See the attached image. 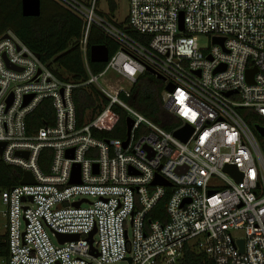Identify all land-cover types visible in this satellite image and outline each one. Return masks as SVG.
<instances>
[{"label": "built area", "instance_id": "2783aa9c", "mask_svg": "<svg viewBox=\"0 0 264 264\" xmlns=\"http://www.w3.org/2000/svg\"><path fill=\"white\" fill-rule=\"evenodd\" d=\"M56 1L84 20L86 80L61 78L14 31L0 34V159L34 179L0 189V264H180L187 247L214 264H264V137L244 117L264 126V0H129L126 26L137 36L99 15L97 0ZM92 24L120 42L97 74ZM147 67L164 76L169 128L121 97ZM110 70L129 86L100 85ZM88 84L109 103L79 125L74 89ZM45 98L53 121L29 132L27 117ZM112 105L133 119L127 145L126 136L92 134ZM188 125L185 141L176 132ZM43 148L52 150L47 170ZM77 164L80 181L71 182ZM157 175L170 185L152 184ZM168 188L167 218H152Z\"/></svg>", "mask_w": 264, "mask_h": 264}, {"label": "trees", "instance_id": "16d2710c", "mask_svg": "<svg viewBox=\"0 0 264 264\" xmlns=\"http://www.w3.org/2000/svg\"><path fill=\"white\" fill-rule=\"evenodd\" d=\"M81 1L90 4L88 0ZM98 6L99 0L96 1V10ZM108 6L109 12L106 15L111 18L117 9V4L114 0H108ZM97 12L105 15L100 10ZM83 24L84 20L81 16L56 0H41V13L36 16H25L22 13V0H0V34L7 30L14 31L57 75L74 82H81L88 78L80 47ZM117 25L132 32L126 26L127 20ZM131 34L137 36L133 32ZM94 44L106 45L111 56L119 49L120 42L98 25L92 24L88 38V61L92 71L97 74L106 64L90 60V47ZM164 88L163 79L150 71H144L137 76L131 86L130 96L122 93L121 97L149 119L165 125L163 120L167 115L162 99ZM74 100L79 125L93 120L109 103V99L95 84L75 88ZM53 115L51 101L45 98L28 115V131H35L41 125L50 124L53 121ZM126 117L127 114L121 107L112 105L110 110L91 127L92 134L98 138H124L127 129ZM244 117L256 131L254 126L259 125V116L249 113L244 114ZM165 127L169 128L167 125ZM51 153V148H43L41 151L40 164L44 170L48 169ZM22 174L20 167L7 164L0 159V189L18 184ZM169 193L170 188L167 189L166 196L151 210L152 218H167L165 204ZM180 264H214V260L202 252L187 247Z\"/></svg>", "mask_w": 264, "mask_h": 264}, {"label": "water", "instance_id": "95a60500", "mask_svg": "<svg viewBox=\"0 0 264 264\" xmlns=\"http://www.w3.org/2000/svg\"><path fill=\"white\" fill-rule=\"evenodd\" d=\"M22 13L25 16L39 15L41 13V0H22ZM182 25H183V21L181 18V26ZM215 41H220V43H223V39L216 38ZM109 56H110L109 49L104 44H94L90 47V60L92 62H103V63H105L109 60ZM147 69L150 72H155L154 69H152L151 67H147ZM255 71H256V68H252V69L248 70V79L250 81H252ZM156 76L158 78L164 79V76L159 74V73H157ZM174 88H175V86L171 82L166 85V89H169L171 91L174 90ZM31 96H29L26 99L25 103H27L29 101ZM11 101H12V96H10V98H9V103ZM133 123L134 122H133V119L131 117L126 118L127 129H126V138L124 140V145H127L128 141L130 139ZM255 127H256L257 131L259 132V134L264 137V126L256 125ZM192 131H193L192 127L188 125L185 130H179L176 132V134L179 135L183 140L186 141L188 139V137L190 136V134L192 133ZM4 144H5L4 142L0 141V152L2 151ZM69 155H71V154H69ZM226 169H227V171H230L234 174H237V173H235V166L227 165ZM241 177H242V175L238 174V178L241 179ZM79 181H80V165L77 164L74 167L71 182H79ZM20 182L22 184L23 183H34V179H33L32 174L29 171H25ZM152 184L170 185V182L168 180H166L165 178L157 175L155 177V179L152 181ZM75 204L79 205L80 202H76ZM95 232H96V229L92 230L88 235V239H89L91 244L93 242V235ZM57 236L59 237V239L62 242L79 238V234H77V233H57Z\"/></svg>", "mask_w": 264, "mask_h": 264}, {"label": "rangeland", "instance_id": "374dc122", "mask_svg": "<svg viewBox=\"0 0 264 264\" xmlns=\"http://www.w3.org/2000/svg\"><path fill=\"white\" fill-rule=\"evenodd\" d=\"M88 1L90 3L92 2V0H88ZM114 1L117 4V9L115 10V13L114 15H112L111 18H109L106 15V13L109 12L108 0H99L98 10H100L101 12H104L105 15H102L98 12L97 13L101 16H104L106 19H108L114 24H120L122 22H125V20H127L128 13H129V0H114ZM199 42L201 45H205L207 43V37L204 35H201L199 37ZM98 83L103 86L110 85L112 88H116L119 84L129 86L128 84L129 82L125 78H122L117 73L115 74L112 70L100 76L98 79ZM79 197L80 196H77V198ZM87 205H88L87 203H84V206H87ZM52 240L54 241L55 244H58L57 240L55 239L53 235H52ZM122 264H126V263L122 262Z\"/></svg>", "mask_w": 264, "mask_h": 264}]
</instances>
